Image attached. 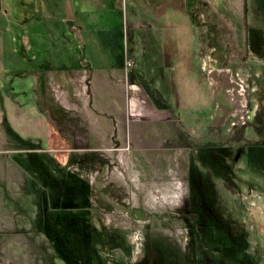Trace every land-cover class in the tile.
Wrapping results in <instances>:
<instances>
[{
  "label": "rangeland",
  "instance_id": "obj_1",
  "mask_svg": "<svg viewBox=\"0 0 264 264\" xmlns=\"http://www.w3.org/2000/svg\"><path fill=\"white\" fill-rule=\"evenodd\" d=\"M79 1L71 0L76 22L83 27L78 36L72 31L76 22L68 21L66 0H3L11 29L10 34L5 32V61L12 65V74L54 67L69 57L92 59L94 65L106 67L123 62L127 45L123 10L80 13ZM197 2L192 0L191 10L202 32V56L217 81L214 113H203L188 125L177 120L170 138L167 128H144L140 121L136 132L141 135L130 140V131L125 130L90 159L94 152L84 148L91 147L84 142L89 135L81 128L79 112L72 114L76 120L65 129L52 111L45 112L51 142L40 152L51 154L54 178L64 177L67 167L91 187L86 199L73 201L79 225L66 226L65 239L76 244L80 226L87 235L92 231L84 237L85 246L77 244L84 256L80 264H143L150 246L158 249L155 264H210V258L202 263L193 253L192 240L198 237L192 236L183 215L186 210L197 212L209 225L204 238L208 247L227 248L229 262L217 258L214 264H264V0H203L211 14L209 22ZM213 21L224 23L230 38L219 35ZM35 75L39 88L44 85L47 103L51 99L62 107L50 96L46 72ZM151 135H158L155 142ZM181 143L186 149L160 150ZM150 146L160 149L144 152ZM71 156L78 165L66 166ZM37 177L34 186L40 200ZM33 208L31 204L27 209L30 230L38 229L40 238L32 243L41 253L24 241L15 247L17 254L26 257L24 264H68L44 238L42 205ZM10 261L23 264L18 258Z\"/></svg>",
  "mask_w": 264,
  "mask_h": 264
},
{
  "label": "crops",
  "instance_id": "obj_2",
  "mask_svg": "<svg viewBox=\"0 0 264 264\" xmlns=\"http://www.w3.org/2000/svg\"><path fill=\"white\" fill-rule=\"evenodd\" d=\"M79 2L80 13L94 15L102 10L122 9L127 44L124 60L118 67H97L85 59L80 61V58L69 57L64 62L59 60L57 65L48 67L46 71L50 96L54 101L71 114L79 112L81 128L87 137L89 135L84 142L91 148L86 150L104 152L106 142L114 136H124L125 130L130 131V140L132 135H141L136 132L140 121L144 128L157 131L167 128L170 131L167 138H170L173 129L176 133L177 120L180 125H186L203 113H214L213 87L217 81H213V73L207 70L208 62L202 56L199 44L202 32L189 12V0ZM1 3L0 264H10L13 258L22 260L24 264L26 257H20L15 247L24 241L32 243L40 238L38 229L30 230L32 218L28 217L27 209L32 204L35 210L41 203L34 176L19 164L14 155L44 149L45 143L51 142V132L48 131L50 119L35 103L33 85L36 75H28L29 69H19L12 74V65L5 61V32L10 34L11 29L5 19L9 9L3 5V0ZM71 3L74 18H77L75 4ZM68 21L75 22L69 18ZM101 25L106 26L104 23ZM81 28L74 25L72 31H81ZM128 59L133 61L130 70L125 68ZM3 116L15 134L33 144L40 143L42 148L29 149L22 145L15 134L5 130ZM89 123L91 130L88 129ZM157 136L151 135L153 142ZM159 149L158 146H150L143 150ZM178 149H186V146L181 143L180 146H163L160 150ZM32 244L38 252L36 244ZM48 244L55 249L50 242Z\"/></svg>",
  "mask_w": 264,
  "mask_h": 264
},
{
  "label": "trees",
  "instance_id": "obj_3",
  "mask_svg": "<svg viewBox=\"0 0 264 264\" xmlns=\"http://www.w3.org/2000/svg\"><path fill=\"white\" fill-rule=\"evenodd\" d=\"M190 5V13L193 16V19L196 20L195 13H193L192 0H189ZM206 2H203V0H198L197 5L200 7H203V13H205L207 22L208 19H211L210 11L206 8ZM77 17V15L75 16ZM76 22V18H74ZM72 22V21H70ZM78 22V21H77ZM77 27H82L81 23L80 25L77 24ZM213 27L218 28V34L224 35L226 38H230V34L227 31V26L223 23H219V21H213L212 22ZM92 42V40H91ZM92 62V59L90 61L87 60V63L90 64ZM103 67V65H95ZM29 69L27 71L28 75H35V72L41 71V73H45L47 71L46 68L41 67ZM22 73V72H20ZM19 73V74H20ZM26 74V73H25ZM23 75V73L21 74ZM38 78H35V83L33 85V91H34V98L35 103H37V106L41 112H47L52 111L51 114L55 118V120L58 123H61V128L64 125V129L67 127V124H73L75 122V117L72 116L71 112L66 110L63 106H56L51 99L49 100V103L52 105L49 107V103H47L46 99V93L45 90H42L44 88V85L42 86V89L39 88L41 85H39V82L37 81ZM61 113V114H59ZM60 115V117H59ZM62 117V118H61ZM4 121V128L7 132L11 134H15V132L12 131L10 124L3 116ZM17 140L19 142H22V145L29 149H38L42 148L40 143H31L30 141L20 138L17 134H15ZM86 148V147H84ZM94 153L91 154L90 159L94 156L97 158L99 156V153L96 151H92ZM98 154V156H97ZM97 156V157H96ZM74 156H71L72 159L67 163L68 165H78L79 162L74 161ZM87 157V158H88ZM93 157V158H94ZM14 158L19 162L20 165L25 167V169L34 176L35 180H37V176L40 177V183H41V193H40V203L42 205V214L44 217V222L42 224V231L46 234L47 238L51 241V244L56 249L57 255L61 256L64 261L68 262V264H80V260L84 259V256L80 251L78 252V245L82 244L85 246L83 242H87L84 240L85 236H90L92 234V231H89L88 235L87 232L85 233V230L83 227L80 226L81 234H80V242L77 244L74 243L73 240H69V238L66 240L65 238L67 235H69V232L66 230V226H77L80 222V219L78 216L75 215L73 212L76 210V206L74 204L75 199L79 198H87L88 190L91 189L89 186V183L86 179L77 177L75 173H73L69 168L65 167L66 169L63 170L64 177H56L54 178V174L51 169V163L50 160H52L51 154L48 156L46 153L40 152L38 150L35 151H29L26 153H18L14 155ZM83 163V160H82ZM38 181V180H37ZM36 181V182H37ZM85 190V191H84ZM80 196V197H79ZM183 212V211H180ZM184 217L189 222L191 230H192V236L198 237L194 238L192 240V248L193 253L196 255V259L200 260L202 263H204L202 260L207 261V259H211L210 264H214V262L218 260H222L225 258L227 259V248H217V247H208L207 243L205 242L204 238H207L208 236V229L209 225H206L204 222L201 221L199 214L197 212H191V211H184L183 212ZM84 240V241H83ZM74 243V244H73ZM83 251V250H82ZM211 251H216L218 253V256H214ZM84 252V251H83ZM145 261L148 264H155L156 260L159 259L158 256V249L156 247L149 248L148 252L145 255ZM194 257V260H196ZM215 259V261H214ZM228 263L229 260H226Z\"/></svg>",
  "mask_w": 264,
  "mask_h": 264
},
{
  "label": "water",
  "instance_id": "obj_4",
  "mask_svg": "<svg viewBox=\"0 0 264 264\" xmlns=\"http://www.w3.org/2000/svg\"><path fill=\"white\" fill-rule=\"evenodd\" d=\"M66 3H67V17L70 20H74V13H73V9H72V3L70 2V0H66ZM75 31H77L76 33L79 36L80 35L79 31L77 29Z\"/></svg>",
  "mask_w": 264,
  "mask_h": 264
},
{
  "label": "built area",
  "instance_id": "obj_5",
  "mask_svg": "<svg viewBox=\"0 0 264 264\" xmlns=\"http://www.w3.org/2000/svg\"><path fill=\"white\" fill-rule=\"evenodd\" d=\"M132 65H133V61H131L129 59L125 61V68L127 70H130L132 68Z\"/></svg>",
  "mask_w": 264,
  "mask_h": 264
},
{
  "label": "flooded vegetation",
  "instance_id": "obj_6",
  "mask_svg": "<svg viewBox=\"0 0 264 264\" xmlns=\"http://www.w3.org/2000/svg\"><path fill=\"white\" fill-rule=\"evenodd\" d=\"M145 261V260H144ZM144 263V262H143ZM147 263V262H146Z\"/></svg>",
  "mask_w": 264,
  "mask_h": 264
}]
</instances>
